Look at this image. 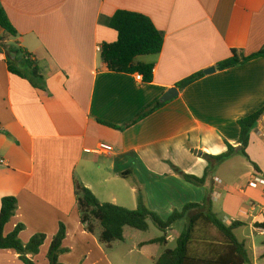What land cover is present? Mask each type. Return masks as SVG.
Segmentation results:
<instances>
[{
  "label": "crops",
  "instance_id": "1",
  "mask_svg": "<svg viewBox=\"0 0 264 264\" xmlns=\"http://www.w3.org/2000/svg\"><path fill=\"white\" fill-rule=\"evenodd\" d=\"M0 6L18 34L7 37L0 26V37L25 50L43 78L36 87L12 74L0 52V210L3 198L18 199L6 235L18 225L24 243L46 235L30 259L49 264L64 224L69 252L59 257L62 264H113L97 230L90 234L81 224L75 180L101 203L129 210L137 208L135 180L164 220L209 196L226 224H245L236 235L251 264H264V230L255 226L264 222V115L250 135V161L240 151L222 163L205 158L223 155L227 144L237 150L238 121L264 107V57L216 68L233 50L251 56L264 49V0H0ZM119 10L148 16L165 35L159 55L136 59L154 65L152 83L110 72L101 60L98 48L118 39L104 19ZM212 67L214 73L127 127L178 83ZM19 71L28 75L21 64ZM101 143L113 152L95 153ZM175 168L198 178L208 172L204 186L186 182ZM128 171L133 178L120 177ZM152 241L136 245L143 250ZM0 264L24 263L15 251L0 250Z\"/></svg>",
  "mask_w": 264,
  "mask_h": 264
},
{
  "label": "trees",
  "instance_id": "2",
  "mask_svg": "<svg viewBox=\"0 0 264 264\" xmlns=\"http://www.w3.org/2000/svg\"><path fill=\"white\" fill-rule=\"evenodd\" d=\"M106 25L118 33V39L114 43H105L101 47L100 57L106 69L117 74H140L143 82L152 83L154 79V65L136 62L137 58L159 55L162 52L165 35L158 30L154 22L146 15L119 10L111 18L104 19ZM0 26L5 31L7 37L16 38L17 32L12 26L5 10L0 6ZM7 37H0V52L7 55L8 68L12 74H18L28 78L34 86L43 85V78L39 73L36 63L25 50L19 48L17 44H8ZM264 49L251 56H241L237 50L232 51V56L217 64L218 71H224L241 66L252 60L263 58ZM28 71L23 74L19 71V65ZM204 72H199L190 76L177 84L181 91L204 77ZM167 103V102H166ZM166 103L161 101L153 102L143 110L127 127L133 126L155 112L159 111ZM264 115V107L255 113L244 117L238 121L240 128L241 154L250 161L246 150L250 143V135L256 128L257 123ZM116 130H123L117 126L100 122ZM228 151L220 156H209L205 158L212 164L222 163L237 153L236 148L227 144ZM254 168H259L255 164ZM176 173L183 179L195 186L203 187L208 172L202 178L185 174L175 168ZM209 171V168H208ZM124 179L133 178L131 171L120 174ZM134 180V179H133ZM137 208L129 210L111 203H101L93 192L85 187L81 182L75 180V197L78 206L81 224L85 231L94 234L98 225L101 227L99 241L102 244L110 245L117 241H124L126 228L146 232L149 229L148 220L151 219L163 232V236L156 239L151 244H161L167 246L168 232L179 221H187L184 231L178 237L175 249H166L156 260L155 264H251L247 245L236 235V230L245 226L244 223L235 221L226 224L215 212L211 198L206 197L202 203H191L182 210H175L172 215L164 220L156 212L152 211L146 201L143 187L135 180ZM18 210V199L16 197H5L2 199L0 210V250H13L24 264H37L29 258L30 255L37 256L40 253L47 237L44 234L34 235L28 243L20 239V233L24 230L23 225H18L13 232L6 235L5 227L15 216ZM264 230V222L255 225ZM215 229V237L203 238L204 246L199 252L193 250L192 246L199 230L202 229L204 235L209 236L208 231ZM67 230L64 224L59 225L58 233L53 238L47 259L49 264H62L59 257L69 250L64 248Z\"/></svg>",
  "mask_w": 264,
  "mask_h": 264
},
{
  "label": "rangeland",
  "instance_id": "3",
  "mask_svg": "<svg viewBox=\"0 0 264 264\" xmlns=\"http://www.w3.org/2000/svg\"><path fill=\"white\" fill-rule=\"evenodd\" d=\"M144 58H150V56H146ZM160 217L162 218V216ZM219 217L223 218V214L219 213ZM148 224L149 229L146 232L126 228L124 241L114 242L112 248H109L106 244H104L106 252L112 255L111 259L113 260V264H154L153 259L160 257L166 249L176 248V241L184 231L187 221H179L172 227L170 231V242L167 246L164 247L161 244H147L146 248L141 250L136 244H139L142 241L149 242L163 236V232L151 219L148 220ZM100 231L101 227L98 225L97 232L100 233ZM208 233L209 236L208 234L204 235L202 229L199 230L192 246L194 251L199 252L202 249L203 238H208L210 235L211 237H215L217 235L216 230L211 228ZM141 251L142 255L140 256L138 254H140Z\"/></svg>",
  "mask_w": 264,
  "mask_h": 264
},
{
  "label": "water",
  "instance_id": "4",
  "mask_svg": "<svg viewBox=\"0 0 264 264\" xmlns=\"http://www.w3.org/2000/svg\"><path fill=\"white\" fill-rule=\"evenodd\" d=\"M216 71L215 67L209 68L207 70L204 71L205 74L209 75L212 74ZM178 96V88H172L170 89L161 99V103H166L174 98H176ZM241 146H239V148L237 149V151H241Z\"/></svg>",
  "mask_w": 264,
  "mask_h": 264
},
{
  "label": "built area",
  "instance_id": "5",
  "mask_svg": "<svg viewBox=\"0 0 264 264\" xmlns=\"http://www.w3.org/2000/svg\"><path fill=\"white\" fill-rule=\"evenodd\" d=\"M98 51L100 52L101 51V48H98ZM136 79L138 81H141L142 82L143 81V76L140 75V74H138L137 77H136ZM112 152H113L112 146H110L108 144H104V143H101L98 146L97 150L95 151V153H97V154H106V155H109ZM261 183L264 185V181L263 180H261Z\"/></svg>",
  "mask_w": 264,
  "mask_h": 264
}]
</instances>
